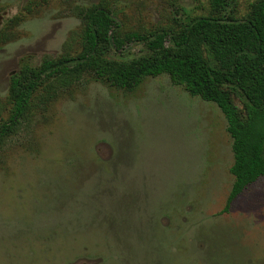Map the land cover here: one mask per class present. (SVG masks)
I'll list each match as a JSON object with an SVG mask.
<instances>
[{
	"label": "rangeland",
	"instance_id": "1",
	"mask_svg": "<svg viewBox=\"0 0 264 264\" xmlns=\"http://www.w3.org/2000/svg\"><path fill=\"white\" fill-rule=\"evenodd\" d=\"M254 1L236 0L237 16ZM195 5L0 0V117L22 65L79 52V9L103 7L120 33L144 34L207 14L208 0ZM60 93L44 105L37 93L0 147V264H264V176L223 211L233 158L215 104L167 75L132 91L85 76Z\"/></svg>",
	"mask_w": 264,
	"mask_h": 264
},
{
	"label": "trees",
	"instance_id": "2",
	"mask_svg": "<svg viewBox=\"0 0 264 264\" xmlns=\"http://www.w3.org/2000/svg\"><path fill=\"white\" fill-rule=\"evenodd\" d=\"M77 14L83 24L77 54L25 64L11 75L10 108L5 119L0 117V147L18 134L37 93L44 105L85 76L132 91L145 78L167 75L224 115L233 158L226 212L264 176V0L251 3L241 18L236 0H208L207 14L185 12L171 26L144 34L120 33L115 16L100 6ZM134 46L140 53L128 57Z\"/></svg>",
	"mask_w": 264,
	"mask_h": 264
}]
</instances>
